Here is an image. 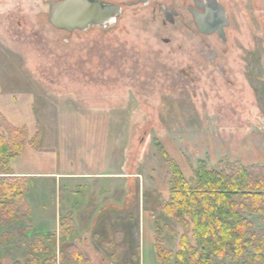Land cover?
I'll return each mask as SVG.
<instances>
[{"label": "rangeland", "instance_id": "374dc122", "mask_svg": "<svg viewBox=\"0 0 264 264\" xmlns=\"http://www.w3.org/2000/svg\"><path fill=\"white\" fill-rule=\"evenodd\" d=\"M108 1L122 7L113 22L67 32L49 23L46 0H0V114L39 131L37 147L10 161L27 177L28 209L0 224V264L39 256L35 246L74 211L85 264H158L163 153L186 178L199 160L264 166V0H218L225 42L185 20L188 0ZM159 3L183 16L163 23ZM172 225L162 222L160 236L176 250L182 228L174 237ZM110 239L122 246L117 263Z\"/></svg>", "mask_w": 264, "mask_h": 264}, {"label": "trees", "instance_id": "16d2710c", "mask_svg": "<svg viewBox=\"0 0 264 264\" xmlns=\"http://www.w3.org/2000/svg\"><path fill=\"white\" fill-rule=\"evenodd\" d=\"M0 122L5 130H0L2 224L28 209L27 177L12 174L9 165L25 145L37 147L39 131L30 134L25 125H13L1 114ZM163 157L170 188L168 198L157 205L153 247L158 264H264V166L236 162L225 170L209 168L199 160L193 176L186 178L174 159L164 153ZM165 218L174 223L170 226L174 237L175 224L182 228L176 250L163 245L160 224ZM44 237L46 242L35 246L40 255H29L27 264L87 263L73 242L83 237L77 235L71 215L62 217L57 231ZM103 245L111 250L112 263H117L122 246L113 239L104 240Z\"/></svg>", "mask_w": 264, "mask_h": 264}, {"label": "water", "instance_id": "95a60500", "mask_svg": "<svg viewBox=\"0 0 264 264\" xmlns=\"http://www.w3.org/2000/svg\"><path fill=\"white\" fill-rule=\"evenodd\" d=\"M48 3V21L56 29L72 32L85 30L94 26H105L113 22L121 13V6L117 3L103 0H46ZM217 12L207 14L202 18H195L200 31L211 33L216 30L224 37L222 25L226 24L225 12L214 2ZM220 20L218 25H214ZM222 24V25H221Z\"/></svg>", "mask_w": 264, "mask_h": 264}, {"label": "flooded vegetation", "instance_id": "af4514ba", "mask_svg": "<svg viewBox=\"0 0 264 264\" xmlns=\"http://www.w3.org/2000/svg\"><path fill=\"white\" fill-rule=\"evenodd\" d=\"M103 1L112 2V1H108V0H103ZM184 1H186V0H183L182 4H184ZM188 1H189V3L187 5H185L184 10L187 12V14H188L187 16H188L189 19L187 18V16H185V20L187 19L188 22H190V23L192 22L194 27L196 28V30H197V32L199 34H201L203 36L215 35L217 39L221 40L222 42H225L226 38H227L226 37V28L229 26V20L227 18L226 10L220 4V2L218 0H216L218 5L225 12V17H226L227 23L224 24V25L221 24L222 28H223V32H224V37L225 38H222L220 35H218L216 30H213V32H211L209 34L203 32V31H200L198 29L197 25H196V22H195V18L196 17L197 18H202V17H205L207 14H210L211 11L212 12H217L215 7H214L215 0H188ZM149 2H150V0H133V1L126 2V5L132 6V5H138L139 3L146 4V3H149ZM113 3H116V2H113ZM117 4H119V3H117ZM119 5L121 6V4H119ZM156 5L163 13V16H164L163 23H166L168 21L170 24H173V23H175V19L176 18H179V17L183 16L184 12L182 13L181 11L176 10L174 4L165 5L163 3H159V4H156ZM121 11H122V9H121ZM219 23H220V20H218L217 23L214 24V25H218ZM205 54L207 56L211 55L212 58L214 57V53L205 52ZM220 68H221V70H223L221 65H220Z\"/></svg>", "mask_w": 264, "mask_h": 264}, {"label": "crops", "instance_id": "0c3cea01", "mask_svg": "<svg viewBox=\"0 0 264 264\" xmlns=\"http://www.w3.org/2000/svg\"><path fill=\"white\" fill-rule=\"evenodd\" d=\"M126 182H128V180L126 181ZM127 185V184H126ZM125 187V186H124ZM126 188V187H125ZM114 204H117V203H114ZM121 205H123V203H122V201H121ZM76 214H77V212L76 211H74V220L76 221ZM74 221V222H75ZM77 228V224L75 223V229ZM76 232H77V230H76Z\"/></svg>", "mask_w": 264, "mask_h": 264}]
</instances>
